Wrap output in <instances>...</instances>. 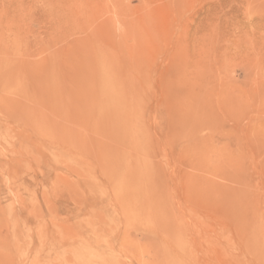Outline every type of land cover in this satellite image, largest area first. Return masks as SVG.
Instances as JSON below:
<instances>
[{
	"label": "rangeland",
	"instance_id": "obj_1",
	"mask_svg": "<svg viewBox=\"0 0 264 264\" xmlns=\"http://www.w3.org/2000/svg\"><path fill=\"white\" fill-rule=\"evenodd\" d=\"M0 264H264V0H0Z\"/></svg>",
	"mask_w": 264,
	"mask_h": 264
}]
</instances>
